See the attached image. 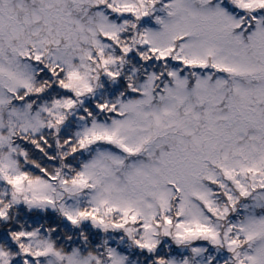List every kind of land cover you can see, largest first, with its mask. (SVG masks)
<instances>
[{
    "label": "snow or ice",
    "instance_id": "6c2138e0",
    "mask_svg": "<svg viewBox=\"0 0 264 264\" xmlns=\"http://www.w3.org/2000/svg\"><path fill=\"white\" fill-rule=\"evenodd\" d=\"M0 264H264V0H0Z\"/></svg>",
    "mask_w": 264,
    "mask_h": 264
}]
</instances>
